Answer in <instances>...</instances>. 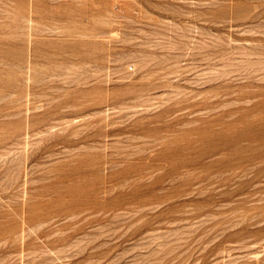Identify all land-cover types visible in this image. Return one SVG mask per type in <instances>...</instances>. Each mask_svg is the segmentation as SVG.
<instances>
[{
	"label": "rangeland",
	"instance_id": "obj_1",
	"mask_svg": "<svg viewBox=\"0 0 264 264\" xmlns=\"http://www.w3.org/2000/svg\"><path fill=\"white\" fill-rule=\"evenodd\" d=\"M0 264H264V0H0Z\"/></svg>",
	"mask_w": 264,
	"mask_h": 264
},
{
	"label": "bare ground",
	"instance_id": "obj_2",
	"mask_svg": "<svg viewBox=\"0 0 264 264\" xmlns=\"http://www.w3.org/2000/svg\"><path fill=\"white\" fill-rule=\"evenodd\" d=\"M255 244H256V242H255ZM254 246V245H253Z\"/></svg>",
	"mask_w": 264,
	"mask_h": 264
}]
</instances>
